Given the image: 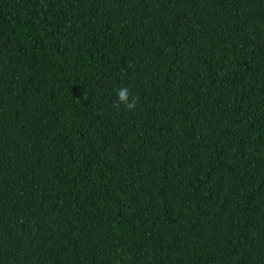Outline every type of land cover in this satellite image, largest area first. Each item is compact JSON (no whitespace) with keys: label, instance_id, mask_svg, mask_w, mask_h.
Wrapping results in <instances>:
<instances>
[{"label":"trees","instance_id":"trees-1","mask_svg":"<svg viewBox=\"0 0 264 264\" xmlns=\"http://www.w3.org/2000/svg\"><path fill=\"white\" fill-rule=\"evenodd\" d=\"M0 264H264V0H0Z\"/></svg>","mask_w":264,"mask_h":264},{"label":"clouds","instance_id":"clouds-1","mask_svg":"<svg viewBox=\"0 0 264 264\" xmlns=\"http://www.w3.org/2000/svg\"><path fill=\"white\" fill-rule=\"evenodd\" d=\"M116 96L118 103L123 105L129 111H134L137 107V98L132 95L127 87H121L117 92Z\"/></svg>","mask_w":264,"mask_h":264}]
</instances>
